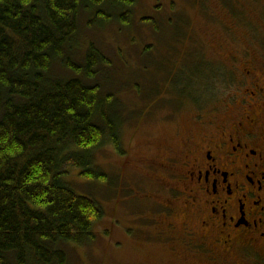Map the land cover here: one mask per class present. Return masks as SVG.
<instances>
[{
    "label": "trees",
    "instance_id": "trees-1",
    "mask_svg": "<svg viewBox=\"0 0 264 264\" xmlns=\"http://www.w3.org/2000/svg\"><path fill=\"white\" fill-rule=\"evenodd\" d=\"M135 1L0 0V264H67L65 244L95 239L104 212L65 178L76 169L106 182L89 154L107 141L122 151L107 112L116 99L84 81L111 61L94 43L83 63L65 52L82 13L128 26ZM58 60L71 77L51 74Z\"/></svg>",
    "mask_w": 264,
    "mask_h": 264
},
{
    "label": "rangeland",
    "instance_id": "rangeland-1",
    "mask_svg": "<svg viewBox=\"0 0 264 264\" xmlns=\"http://www.w3.org/2000/svg\"><path fill=\"white\" fill-rule=\"evenodd\" d=\"M262 6L249 0H136L128 26L117 17L102 25L92 23L91 15L82 13L78 33L65 55L83 63L89 43H94L111 61L107 66L100 63L97 77L84 81L99 85L102 92L116 99L107 112L121 125L122 151L107 141L89 154L92 167L106 175V182L88 180L76 169L65 178L77 193L93 198L104 212L92 242L63 246L67 264H154L160 260L165 250L151 246L149 236L154 228L148 224L157 205L140 196L156 192L148 176L153 171L137 160L161 157L160 150L166 145L179 150L182 141L198 129L194 118L197 106L187 102L169 107L166 103L167 83L172 86L167 75L171 70L189 72L196 66L206 78L212 59L219 61L221 74L228 68L226 57L247 46L250 30L255 31V37L264 38ZM109 8L107 5L103 10ZM252 49L256 50L257 44H252ZM222 54L225 57L218 60ZM207 63L209 68L203 70ZM51 74L61 78L73 75L60 60L53 63ZM181 84L180 77L174 78L175 90V85ZM219 84L222 96L225 88ZM177 95L201 99L198 91L180 90ZM154 97L157 104L153 107Z\"/></svg>",
    "mask_w": 264,
    "mask_h": 264
},
{
    "label": "flooded vegetation",
    "instance_id": "flooded-vegetation-1",
    "mask_svg": "<svg viewBox=\"0 0 264 264\" xmlns=\"http://www.w3.org/2000/svg\"><path fill=\"white\" fill-rule=\"evenodd\" d=\"M249 1L264 9V0ZM252 32L221 74L212 59L206 78L196 66L167 75L166 103L197 106L198 129L179 150L166 145L161 157L137 160L153 171L156 192L140 196L157 205L148 217L149 242L165 252L154 264H264V38ZM176 77L182 84L175 90ZM180 90L198 91L201 99L179 97Z\"/></svg>",
    "mask_w": 264,
    "mask_h": 264
}]
</instances>
